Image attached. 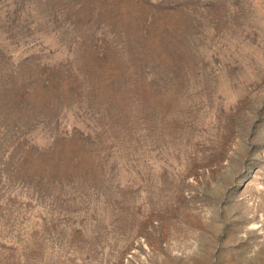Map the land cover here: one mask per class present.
I'll list each match as a JSON object with an SVG mask.
<instances>
[{
    "label": "rangeland",
    "instance_id": "1",
    "mask_svg": "<svg viewBox=\"0 0 264 264\" xmlns=\"http://www.w3.org/2000/svg\"><path fill=\"white\" fill-rule=\"evenodd\" d=\"M0 264H264V0H0Z\"/></svg>",
    "mask_w": 264,
    "mask_h": 264
}]
</instances>
